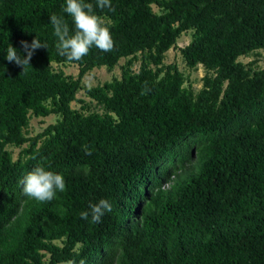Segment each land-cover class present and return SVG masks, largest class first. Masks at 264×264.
Returning a JSON list of instances; mask_svg holds the SVG:
<instances>
[{"label": "trees", "instance_id": "16d2710c", "mask_svg": "<svg viewBox=\"0 0 264 264\" xmlns=\"http://www.w3.org/2000/svg\"><path fill=\"white\" fill-rule=\"evenodd\" d=\"M85 2L115 46L70 62L50 23L63 17L74 34L66 0H0V264H264V67L237 60L264 49V0H111L114 12ZM187 29L178 51L204 69L195 93L161 65ZM35 37L47 48L24 71L6 60ZM126 57L118 78L85 90L102 113L69 106L87 70ZM50 62L75 63L76 76ZM29 112L59 118L26 136ZM23 143L11 160L6 145ZM36 166L65 179L51 202L22 194ZM101 199L112 211L81 219Z\"/></svg>", "mask_w": 264, "mask_h": 264}, {"label": "clouds", "instance_id": "9594fccd", "mask_svg": "<svg viewBox=\"0 0 264 264\" xmlns=\"http://www.w3.org/2000/svg\"><path fill=\"white\" fill-rule=\"evenodd\" d=\"M96 7L100 9L107 8L109 11H115L111 0H96ZM63 11L72 17L75 32L70 34L69 24L63 17L53 14L50 16V23L54 28V36L57 38L56 48L58 54L67 58L68 61H81L89 50L95 46L102 52H111L114 49L115 42L109 27L104 19L94 11L92 3L85 0H66V7ZM21 46L26 55L21 56L17 49L9 45L7 47L6 60L9 63H15L21 66L23 71L26 65H30V60L35 50L47 48L45 43L35 37L29 44L27 41H21ZM22 71V72H23ZM149 89L142 91L141 95L146 94ZM91 150L86 149V155H91ZM22 194L29 199L38 202H51L57 192L66 190V182L62 174L46 170L43 166H36L29 171L21 181ZM90 212L83 211L80 217L88 220L91 215V223L101 222L105 212L112 211L111 203L106 199H101L98 203L90 204ZM67 264H74L69 261ZM80 264H84L81 260Z\"/></svg>", "mask_w": 264, "mask_h": 264}, {"label": "rangeland", "instance_id": "374dc122", "mask_svg": "<svg viewBox=\"0 0 264 264\" xmlns=\"http://www.w3.org/2000/svg\"><path fill=\"white\" fill-rule=\"evenodd\" d=\"M151 9L155 13H159L162 10L151 4ZM104 19V18H103ZM105 20V19H104ZM192 29H187L186 31L180 33L176 38L174 47L167 49L162 57L161 65L164 66L168 63H174L177 69L183 75L182 87L191 90L193 93L197 92L201 87V77L204 74V69L200 64H196L192 68H188L178 51L179 47L184 46L190 40V34ZM126 58H120L116 64L111 68H105V66H94L87 70L80 80V88L76 90L74 99L70 101L69 106L80 113H90L97 112L102 113L101 105L96 103L92 98L86 94V89L94 86L100 85L104 81H110L112 78H118L120 75V67L125 62ZM242 63L251 62V66L255 69L264 67V49H256L249 52L247 55H240L237 57ZM139 65V54L136 53L135 58L131 59V64L129 66L131 72L136 73ZM50 68L53 71H62L64 74H70L73 77L77 73V65L75 63H56L50 62ZM42 104L50 108L52 107L51 100H45ZM59 118L57 113H49L45 116L34 115L31 112L28 113L27 125L23 127V134L26 136H32L37 132L41 131L47 124L55 122ZM27 143H23L20 146L6 145V149L9 151L11 160L24 159V155L21 153V149L26 147ZM164 186H166L164 184ZM60 244L58 240L54 241ZM67 264V263H58Z\"/></svg>", "mask_w": 264, "mask_h": 264}]
</instances>
